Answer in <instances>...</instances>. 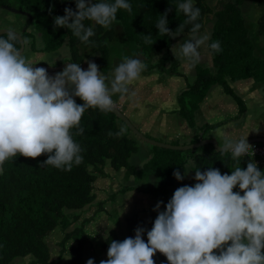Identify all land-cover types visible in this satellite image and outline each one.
Returning <instances> with one entry per match:
<instances>
[{
    "label": "trees",
    "instance_id": "obj_1",
    "mask_svg": "<svg viewBox=\"0 0 264 264\" xmlns=\"http://www.w3.org/2000/svg\"><path fill=\"white\" fill-rule=\"evenodd\" d=\"M216 1L213 5L211 0H193L194 6L200 9V17L195 22L201 24L199 33L206 26L211 29L210 34L206 30L213 65H197L196 81L178 95L177 112L189 121L194 120L195 112L201 109L209 90L216 84L222 85L225 93L234 98L241 112L248 108V104L237 94L232 82L251 78L256 89H261L264 94V0ZM105 2L114 3V0ZM127 2L131 5V12L119 9L116 20L108 28L94 21H83L94 31L87 43L81 42L66 27L54 28V17L63 16L66 7L76 11L75 0H0V7L7 4L31 13L28 25L32 23L41 34L44 45L41 50L55 51L67 43L70 55L63 62L79 63L81 67L84 62L93 61L99 69L110 72V43L121 36L128 49L141 54V61L147 65L145 71H156L163 79L184 76L180 60L172 52L177 34H191L192 24H186L187 17L178 10L184 0ZM248 4L254 6L255 13L251 14ZM165 12L167 27L172 31L161 35L156 25ZM29 29L22 35L24 39L28 37L33 48L37 49L36 35ZM145 37H150L152 43L145 42ZM214 41L220 42L222 51L217 53L210 49L209 45ZM16 47H21L20 40ZM156 54L159 57L152 61ZM76 103L83 104V101L78 99ZM80 127L84 129L83 134H77L76 128L71 133L80 145L83 159L79 165L74 164L71 171L43 165L47 153L34 159L17 155L4 163V172L0 174V264H20L18 258H28L24 264H86L90 258L94 264H100L101 260H107L112 240L134 237L138 227L145 229L143 239L147 242V231L154 220L132 212L117 220L112 219L110 229L101 237L97 229H92L100 213L109 211L107 205L110 204L109 199L97 200L96 181L109 176L106 170L109 166L116 172L131 173L130 177L136 173V164L131 160L140 147L130 136L132 130L114 112L92 108L85 110ZM121 127L126 131L116 136ZM109 131L114 135L109 136ZM252 143L264 148L262 142ZM153 146L157 156L150 157L144 167L159 180L153 190H148L155 197V203L163 201L159 211H163L171 199L168 195L177 181L173 172L179 170L183 175L190 159L193 166L187 174L190 170L193 173L184 179V185L189 186L197 182L194 176L198 169L204 171L212 167L219 169L221 174H231L235 167L246 169L248 161L254 160L264 172V154L260 153L241 157L238 164L231 159L230 153L220 152L213 144L187 150L185 157L171 155L169 152L174 151L166 147ZM234 191H240L238 186ZM92 206H96V210L88 214L90 209L93 210ZM154 213L158 215V211ZM115 222L117 226H114ZM153 259L155 264H168L166 256L159 251Z\"/></svg>",
    "mask_w": 264,
    "mask_h": 264
},
{
    "label": "clouds",
    "instance_id": "obj_2",
    "mask_svg": "<svg viewBox=\"0 0 264 264\" xmlns=\"http://www.w3.org/2000/svg\"><path fill=\"white\" fill-rule=\"evenodd\" d=\"M75 4L76 11L66 7L63 16L54 17V28L66 27L85 43L94 31L83 21L108 28L119 9L132 10L127 0H75ZM178 10L192 27L190 38L179 46L177 54L198 63V49L210 39L207 33L199 35L201 24L195 22L200 9L193 0H184ZM167 25L165 12L156 25L161 35L171 33ZM6 30L0 36V174L4 163L17 155L34 159L45 153L48 156L43 165L71 171L83 159L71 130L76 128L77 134H83L80 121L85 110L112 111V95L129 94V86L147 65L139 58L125 56L108 75L88 61L87 70L79 63H69L50 76L46 68H34L35 63L21 55L16 47L17 33ZM145 42L152 43L151 38L145 37ZM209 47L222 51L219 41ZM74 97L83 104H77ZM125 131L121 127L115 135ZM108 135L114 134L109 131ZM249 146L247 137L233 141L225 136L220 152L230 153L239 164V158L248 156ZM185 175L187 171L184 175L179 170L173 172L177 180ZM194 180V186L177 188L163 211H159L163 201L156 204L153 210L158 215L147 231V242L143 239L145 229L138 227L134 237L112 240L108 258L100 264H155L157 251L166 256L168 264H264V172L257 162L249 160L246 169L237 166L231 174H221L212 167L198 169ZM237 186L240 191H234ZM86 264H94L93 259Z\"/></svg>",
    "mask_w": 264,
    "mask_h": 264
},
{
    "label": "rangeland",
    "instance_id": "obj_3",
    "mask_svg": "<svg viewBox=\"0 0 264 264\" xmlns=\"http://www.w3.org/2000/svg\"><path fill=\"white\" fill-rule=\"evenodd\" d=\"M211 2L213 5L217 3L216 0H211ZM248 8L251 14L256 12L253 5L248 4ZM9 17H12L13 20H9ZM29 21V17L24 14L10 11L4 8V6L0 7V31L12 29L17 34H24L25 31L30 28L29 30L36 35L38 42L37 49L33 48L32 41L26 37V39H24L25 50L21 52L22 56L35 64H46L51 66L64 64L63 61L70 55L69 45L66 43L55 51L41 50V48L44 47L42 36L36 31L32 23L28 25ZM206 29L210 34L209 30L211 29L209 26H206ZM206 29L199 33V35L207 33ZM5 34L6 32L0 36ZM190 36L191 34H177L174 37V44L172 46V52L181 62L180 69L184 72V76H166L164 79L168 81L165 80V82H161L160 84V82H156L157 77H154L152 74V72L157 73L156 71L147 73V71L144 70L140 78L129 86V94L123 97H121L120 94L112 95L117 102L115 104L121 106L122 112L130 118L133 124L139 128L146 137L156 140L157 142L174 146L186 147L198 143L200 140H207L209 138L217 139L218 143L223 145V138L225 136L231 138L233 141L245 137L264 136V97L262 96L264 94L260 91L261 89H256L253 79L251 78L231 83L237 94L244 98L248 104V108L244 112L240 111V106L234 101V98L225 93V89L219 84L214 85L209 90L204 103L201 105V109L195 112L193 121H189L188 118L180 112H172L173 110L179 109L177 98L180 92L187 88L190 83L196 81L197 65H205L208 67H212L213 65L207 41L198 49L201 59L198 63L194 64L195 68L189 60L177 54L179 46L185 40L189 39ZM110 44L112 50L109 58V68L111 71L125 56L142 58L140 53L136 54V52L133 51L134 49L130 50L127 48V44L121 36L117 41L115 40ZM158 57L159 55L156 54L151 60L155 61ZM81 68L87 70L88 64L84 62ZM62 70L63 69L50 72L49 75L54 76ZM99 71L104 75H108L111 72H104L101 69H99ZM157 76H159L158 73ZM132 93L135 95H132ZM157 95L158 97L155 98ZM118 97L121 98L123 104L118 103ZM74 99L78 100L80 98L74 97ZM151 111L154 114L156 113L154 117H151ZM143 116H145V118H142ZM146 121H148L149 124L146 123ZM132 132H130V136L137 141L140 147L139 152L135 154L131 160L134 165L136 164L135 175L130 177L131 173L128 175L126 171L116 172L109 166L106 169L109 176L100 177L95 184L98 194L97 200L109 199L108 203L111 204L107 205V208H109L108 212L100 213L96 219L97 223H95V226L92 228L98 230L100 237L110 229L112 219L117 220L128 212L140 214L152 220H155L157 217V214L154 213L153 210L157 202L155 203V197L149 194L148 190H153L155 185H158L159 180L156 175H153L149 168L144 167L150 160V157L156 155L152 150L154 146ZM196 139H199V141H196ZM171 150L174 151L169 152L171 155L177 157L182 155V157H185V151L191 149ZM187 164V170L191 169L193 166L191 159ZM190 171L188 172L189 174L191 173ZM184 174L185 172L183 175ZM187 175H185L184 179H186ZM184 179L176 181V184L170 190L168 198L172 197L177 188L184 186ZM113 193L115 194L114 196H112ZM92 207L93 210L90 209L88 214L96 210V206ZM117 225V222H115L114 226ZM52 244H55V241H52ZM97 244L99 245L100 243ZM27 260L28 258H18L20 264L27 263Z\"/></svg>",
    "mask_w": 264,
    "mask_h": 264
},
{
    "label": "water",
    "instance_id": "obj_4",
    "mask_svg": "<svg viewBox=\"0 0 264 264\" xmlns=\"http://www.w3.org/2000/svg\"><path fill=\"white\" fill-rule=\"evenodd\" d=\"M4 8H6V9H8L10 11L16 12V13H21V14L27 15L29 17L32 16L30 12L22 10V9H19V8H16V7H12V6H9V5H4ZM6 31L7 30H1L0 31V35L5 33ZM17 35H18L19 40L21 42V47L19 48V50L21 52H23L25 50V40H24L22 34H17ZM69 63H73V62L69 61V62H66V63L61 64L59 66H51V65H46V64H34L33 67L34 68L35 67H44V68H46L49 71H54L55 72V71L64 69L67 66V64H69ZM112 112H114L120 119H122L127 124V126L133 131V133H135L137 136H139L143 140H145L148 143H151L153 145H158V146H162V147H166V148H170V149H194V148L201 147V146H203L205 144H213L217 150H221L218 141L216 139H214V138H209L207 140H200V142L192 144V145H188L186 147L174 146V145H170V144H167V143L157 142L156 140H153L151 138L146 137V135H144V133L133 124V122L130 120V118H128V116H126V114L124 112H122V110L120 108L113 107ZM236 141H238V140H236ZM252 142H262L263 146H264V136H256V137L247 138V143L248 144L252 143Z\"/></svg>",
    "mask_w": 264,
    "mask_h": 264
},
{
    "label": "crops",
    "instance_id": "obj_5",
    "mask_svg": "<svg viewBox=\"0 0 264 264\" xmlns=\"http://www.w3.org/2000/svg\"><path fill=\"white\" fill-rule=\"evenodd\" d=\"M179 38H181V37H179ZM210 55V54H209ZM140 60H143L142 58L140 59ZM67 62H69V61H67ZM71 62V61H70ZM64 63H66V62H64ZM193 66H194V68H195V65L194 64H192ZM152 72V71H151ZM148 73V72H147ZM152 74L154 75V77L156 76L157 78H156V82L157 83H159L160 82V84H161V82H165V80L166 81H168L167 79H163V78H161V77H159V76H157V73H154V72H152ZM152 90V89H151ZM151 92V91H150ZM153 93H154V91H153ZM158 97V95L157 96H155V98H157ZM262 97V96H261ZM261 99V98H260ZM118 103L119 104H123V102H122V100H121V98L120 97H118ZM119 108L121 109V106H119ZM172 112H177V110H173ZM151 113H152V111H151ZM138 115H139V113H138ZM156 115V113L154 114V113H152L151 114V117H154ZM142 118H145V116H143ZM146 118H149V117H146ZM146 123H148V121H146ZM149 124V123H148ZM216 138V137H215ZM217 140V139H216ZM239 140V139H238ZM236 141V140H235ZM191 173L189 174L190 176L192 175V170L190 171Z\"/></svg>",
    "mask_w": 264,
    "mask_h": 264
},
{
    "label": "built area",
    "instance_id": "obj_6",
    "mask_svg": "<svg viewBox=\"0 0 264 264\" xmlns=\"http://www.w3.org/2000/svg\"><path fill=\"white\" fill-rule=\"evenodd\" d=\"M248 154L255 155V154H264V148L259 147L256 143H249Z\"/></svg>",
    "mask_w": 264,
    "mask_h": 264
},
{
    "label": "bare ground",
    "instance_id": "obj_7",
    "mask_svg": "<svg viewBox=\"0 0 264 264\" xmlns=\"http://www.w3.org/2000/svg\"><path fill=\"white\" fill-rule=\"evenodd\" d=\"M27 16V15H26ZM48 71V74L50 73V72H54V71H49V70H47ZM112 99H113V101H114V106L113 107H118L119 108V106H117L115 103H117L115 100H114V98L112 97ZM260 156H263V155H260Z\"/></svg>",
    "mask_w": 264,
    "mask_h": 264
}]
</instances>
